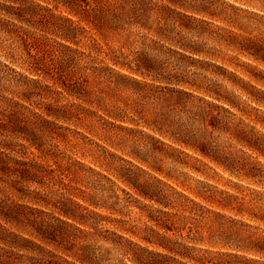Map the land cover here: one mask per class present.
Masks as SVG:
<instances>
[{
	"label": "trees",
	"instance_id": "16d2710c",
	"mask_svg": "<svg viewBox=\"0 0 264 264\" xmlns=\"http://www.w3.org/2000/svg\"><path fill=\"white\" fill-rule=\"evenodd\" d=\"M160 1L0 0V37L3 35L10 41L5 46L0 38V48L17 52L18 58L10 55L11 62H19L23 69L19 72L0 63V186L6 185L24 195L26 191L18 189V184L36 183L43 187L40 180L56 172L44 168L36 159L24 161L13 156L19 154L17 150L22 147L34 148L42 157H47L42 131L61 128L60 122L84 127L87 118L95 116L104 120L122 119L128 112L145 116L143 124L167 136L174 144L192 150L231 174L264 186V164L236 158L229 150L231 146L219 143L212 137V132H207L209 126L212 131L229 133L230 140L254 153L255 158L264 159V134L254 132L252 128L245 129L242 120L234 121L232 112L236 110L247 117L252 111L260 112L254 122L264 129V70L258 73L246 71L248 79L229 72L230 89L211 83V80L205 83L191 79L189 66L221 68L195 56L219 57L203 40L188 36L191 27H185L186 31L180 27L179 22L194 24L197 20L177 12L176 8L199 12L195 5H188L185 0ZM235 11L234 8L232 13L210 15L233 26L237 19ZM235 26L243 33L246 31ZM203 30L207 32L205 28ZM213 30L211 33L215 37L226 36L224 41L233 51L264 65V39L232 33L218 26ZM13 42L16 48L12 46ZM240 66L255 69L249 63ZM123 90L137 96L135 104L129 103L128 98H119L117 94ZM193 91L221 104L199 97ZM139 98L163 101L165 111L153 113L148 118L149 114L139 110ZM197 102L214 107L226 116H217L214 122L207 124L202 106L197 107ZM179 153L188 157L184 152ZM52 158L57 159L56 155ZM191 169L200 172L194 167ZM125 182L142 198L163 208L171 206L157 191L149 192L129 180ZM179 196L185 198L182 194ZM23 198L45 206L50 200V196L38 191ZM257 198V202L264 205V194H258ZM86 201L111 214L120 212L116 209V201L111 204L93 199ZM75 205L79 211L58 209L64 219L52 216L49 221H39L26 213L24 207L14 210L0 201V220L14 230L0 224V264H109L108 251L99 245L108 239L95 227L104 222L114 225L119 221L94 211L82 213L86 208L78 203ZM154 211L158 216L148 215L147 218L163 233L150 228L152 235L148 238L131 232L163 251L150 253L153 258L149 264H189L190 261L204 264L205 259L193 257L191 252L195 250L180 242L179 235L175 238L182 230L183 221L189 217L158 209ZM246 214L264 227L262 207H258L257 213ZM88 229H94V232ZM255 229L261 234L248 232L246 242L235 241L234 249L264 258V231L259 227ZM190 240L197 244L206 241L204 237ZM37 242L52 246L54 251L43 249Z\"/></svg>",
	"mask_w": 264,
	"mask_h": 264
},
{
	"label": "rangeland",
	"instance_id": "374dc122",
	"mask_svg": "<svg viewBox=\"0 0 264 264\" xmlns=\"http://www.w3.org/2000/svg\"><path fill=\"white\" fill-rule=\"evenodd\" d=\"M185 1L188 5H195L199 12L176 8L177 12L197 20L194 24L186 21L179 22L180 27L184 31H186L185 27L187 29L191 27L188 36L195 40H203L208 49L213 48L211 52L215 51L219 58L195 57L221 67L220 69L215 67L206 69L204 66H200L202 68L198 65L189 66L187 70H189L191 79H198L205 83H207L206 80H211V83L227 86L230 89L232 84L228 80L231 78L229 72L248 79L246 71L258 73L264 70L263 64L248 60L229 48L226 45L227 42L224 41L226 36L220 38L221 36L215 37L211 33L214 31V26H218L232 33L264 39V0ZM234 8L237 18L234 20L235 25L245 29L244 33L235 25L233 27L232 24L223 23L220 19L210 15L211 13L214 15L232 13ZM203 28L207 31L206 33ZM219 33L217 31V34ZM223 34L227 35L225 31ZM0 38L5 46L10 44V41L6 40L7 38L3 35ZM12 46L16 48L14 42ZM16 53L10 48L1 47L0 63L23 72L19 62H11L13 60L10 55ZM244 63H249L255 69L241 67L240 65ZM96 65H100L98 61ZM138 78L141 79L140 76ZM193 93L218 105L221 104L201 93L195 91ZM117 95L120 99H130L129 103L132 104H135L137 100V96H132L129 90L118 92ZM138 104L142 113L149 114L146 116L148 118L153 113L164 112L166 108V103L163 101L157 102L152 99L146 101L139 98ZM196 105L197 107L202 106V113L206 116L207 124L214 122L217 116L219 118L226 116L224 112L202 102H197ZM224 106L227 105L224 104ZM91 109L96 110L95 107ZM232 112L235 114L234 121L242 120L245 129L252 128L254 132L264 134L261 125L254 122L257 117H260V112L252 111L250 117L241 116L236 110ZM144 117L133 112H128L122 119L104 120L95 116L87 118L84 127L60 122L58 125H61V128L52 127L51 130L42 131L40 134L49 154L47 157H42L34 148L22 147L17 150L19 154L13 156L24 161L36 159L44 168H52L56 172L40 180L43 187L36 183L18 184V189L24 188L26 191L27 194L24 195L6 185L0 186V201L12 206L14 210H21L20 206L24 207L26 213L33 215V218L36 217L39 221L41 219L49 221L52 216L64 219L58 209L79 211L75 203L86 208L82 213L90 214L94 211L118 220L119 222L114 225L104 222L95 227L98 231L100 230L105 239H108L107 242H100L99 245L108 251L106 259L110 261L109 264H135L134 261L149 264V260L153 258L150 253L163 252L138 238L139 236L149 238L152 235L150 228L163 233L147 218L148 215L158 216L154 209L189 217L183 221L182 230L176 233L175 238L180 236L179 241L195 250L191 253L197 260L205 259L204 264H264V258L259 254L234 249L235 241L241 244L246 242L248 232L261 234L260 230L255 227L262 228L264 231V227L259 222L249 219L246 214L250 211L257 213L258 207L264 209V205L256 200L258 194H264V186L253 183L238 174H231L210 163L201 155L195 154L192 150L174 144L167 136L143 124ZM207 129V132H212V137L219 143H227L226 146H231L229 150L236 158L264 164V159L255 158L254 153L237 145L236 141L230 140L229 133L212 131L209 126ZM179 152H184L188 157ZM53 155H56L57 159L52 158ZM191 167L200 172H195ZM125 180L133 182L146 191H157L168 199L166 201H169L171 206L163 208L142 198L126 184ZM170 188L177 191L179 195H184L185 198L175 195ZM36 191L50 196L47 206L23 198ZM88 199L106 201V204L116 201V209L120 212L111 214L108 210L89 205L86 201ZM33 208L44 211L46 214L42 215ZM239 211L242 214H239ZM200 215H203L204 219ZM0 224L5 228H10L1 220ZM244 224L252 227L249 228ZM10 230L14 231L13 228ZM89 231L94 232V229ZM131 232L139 236L136 237ZM24 236L31 239L27 235ZM169 236L172 237V233H169ZM200 237L206 239L203 244L190 240V238L197 240ZM37 243L47 251H54L50 245ZM198 249H203V251ZM189 264L196 263L190 261Z\"/></svg>",
	"mask_w": 264,
	"mask_h": 264
}]
</instances>
